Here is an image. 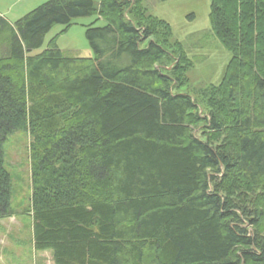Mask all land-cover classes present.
Wrapping results in <instances>:
<instances>
[{"label": "trees", "instance_id": "trees-1", "mask_svg": "<svg viewBox=\"0 0 264 264\" xmlns=\"http://www.w3.org/2000/svg\"><path fill=\"white\" fill-rule=\"evenodd\" d=\"M144 3L0 15V218L12 213L4 144L21 131L33 244L54 264H264V0H211L210 31L231 57L203 90V117L174 89L191 64L184 44L144 19ZM86 16L105 20L86 30L93 57L65 56L56 37L31 55Z\"/></svg>", "mask_w": 264, "mask_h": 264}, {"label": "rangeland", "instance_id": "rangeland-1", "mask_svg": "<svg viewBox=\"0 0 264 264\" xmlns=\"http://www.w3.org/2000/svg\"><path fill=\"white\" fill-rule=\"evenodd\" d=\"M47 1L0 0V15L14 24ZM144 4L148 8L142 12L144 19L148 16H145L146 12L168 21L173 38L184 44L191 64L185 70L187 79H180L174 89L175 92L190 93L200 106L199 114L205 116L203 90L221 80L231 57L210 31L211 0H145ZM103 25L105 20L96 16L77 18L66 31H63L66 29L64 25H55L46 35L43 45L33 50L31 55L45 50L49 41L56 37L65 56L93 57L86 30L88 26ZM30 141L28 133L19 131L4 144L5 168L12 177V213L0 218V264H54L51 250H38L33 244Z\"/></svg>", "mask_w": 264, "mask_h": 264}]
</instances>
